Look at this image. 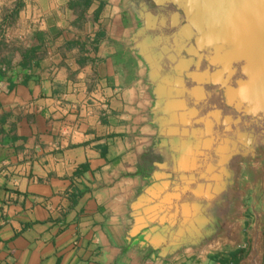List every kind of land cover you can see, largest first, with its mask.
Returning <instances> with one entry per match:
<instances>
[{
    "label": "crops",
    "instance_id": "0c3cea01",
    "mask_svg": "<svg viewBox=\"0 0 264 264\" xmlns=\"http://www.w3.org/2000/svg\"><path fill=\"white\" fill-rule=\"evenodd\" d=\"M139 3L0 0V264H264L237 153L160 125Z\"/></svg>",
    "mask_w": 264,
    "mask_h": 264
},
{
    "label": "water",
    "instance_id": "95a60500",
    "mask_svg": "<svg viewBox=\"0 0 264 264\" xmlns=\"http://www.w3.org/2000/svg\"><path fill=\"white\" fill-rule=\"evenodd\" d=\"M150 1L154 5L151 9L142 3L145 18L136 35L141 37L140 49L150 61L156 80L160 125L168 135L175 137L183 158L187 151L182 145L188 142L182 141V136L189 133L180 127L204 120L198 117L199 113L207 111H202L208 93L204 85L215 86L223 104L250 116V121L264 117V0ZM176 54L184 63L173 66ZM229 66L232 67L230 72ZM237 72L240 76L235 80ZM225 74L231 80L230 85L223 78ZM188 81L194 84L188 86ZM179 100L193 107L183 109ZM208 110L201 135L209 134L214 127V112ZM217 112H222V108H217ZM191 135L196 139L195 130ZM209 144L205 138L203 143L195 145L206 148ZM201 154H205L204 151L198 150L194 158L201 161ZM230 155L225 154L227 157L222 161L226 162ZM195 166L193 170L200 167ZM206 172L198 171L197 175L203 178ZM215 178L219 179L217 173ZM220 189L216 184L215 191Z\"/></svg>",
    "mask_w": 264,
    "mask_h": 264
},
{
    "label": "rangeland",
    "instance_id": "374dc122",
    "mask_svg": "<svg viewBox=\"0 0 264 264\" xmlns=\"http://www.w3.org/2000/svg\"><path fill=\"white\" fill-rule=\"evenodd\" d=\"M12 43L13 42H8L7 45H12ZM175 58L176 59L172 62L173 66H178L184 63L181 60L180 56H178V54H176ZM231 69L232 67L229 66V72ZM223 78L228 81L229 85L231 84V80H228L227 74H225ZM238 79L239 78H235V80ZM176 81L177 80H175L173 83H175ZM212 103H216L218 108L223 107L222 109H224V106L220 105L221 102L218 96L213 92L208 98L207 109L212 107ZM182 105H184V107L182 108H186V110L193 107L192 104L185 105V103L183 102ZM207 111L198 114V117L204 118L203 121L192 123L187 127H180L182 130L186 128L189 133L182 136V141H186V143L188 142L187 145L183 143L184 145H182V147H186L185 150L187 151V153L193 150L189 155H195L198 150L204 149L198 148L195 144L201 142L203 143V140H205V138L208 139L210 144L209 146H206L205 149L209 151V156L208 154H206V152H204L205 154H201V157L209 160L208 162L210 164V167V160H214L215 166L211 167V169L213 168L214 170L217 168V165L221 164L223 162L222 160L227 157L225 156V154L229 155L233 152L237 153L240 149L246 150L245 153H240L239 155L236 154V157L231 160L230 165L231 169L234 171L233 181H236L238 179V190L244 191L246 193L247 197L244 200L245 204L250 206L251 202H253L255 210L257 212H262V214L257 218L256 222H254L253 218L248 228L252 227L249 230L250 242L253 238L254 241L258 244L256 248L257 252L264 255V122L262 121V125H256V123L247 124L246 121H243L242 125L239 126L238 123L240 121V118L238 116L233 117L230 114L226 113V111H224L225 113L222 114V112H217V108H213L211 109V111L214 112V127L211 128L209 134L201 135L206 124L205 118L207 117ZM219 124H221L222 126H218ZM193 130H195V134L197 135L196 139L191 138ZM253 134L256 135L255 139ZM249 146H251V148L247 151V148ZM224 148L226 150L223 152V154H218ZM213 175L215 178V171L213 172ZM252 196L254 200H252ZM251 248L252 243H250L249 250Z\"/></svg>",
    "mask_w": 264,
    "mask_h": 264
},
{
    "label": "flooded vegetation",
    "instance_id": "af4514ba",
    "mask_svg": "<svg viewBox=\"0 0 264 264\" xmlns=\"http://www.w3.org/2000/svg\"><path fill=\"white\" fill-rule=\"evenodd\" d=\"M139 6L141 7V9H142V11H143V13H144V16H143V21H144V18H145V12H146V9H144L143 7H142V3L143 4H148L149 5V8L151 9V8H153L154 7V5L152 4V2L150 1V0H139ZM141 4V5H140ZM239 75V72H237L234 76L235 77H233V78H236L237 76ZM240 76V75H239ZM186 84L188 85V86H191V85H193L194 84V82H192V81H188V82H186ZM205 86V89L206 90H208L209 89V91L210 92H208L207 94H206V98L204 99L205 100V102H204V104L202 105V107L205 109V108H207V103H208V98L211 96V93L213 92V93H215V95H217L218 96V98H219V100H220V102H221V106L223 105L224 106V109H222V114L223 113H225L224 111H226V113H228V114H230L231 116H238L240 119V122L239 123H241V125H242V123H243V121H246L247 122V124H252V123H256V125H262V123L264 122V117H260V118H254L253 119V121H250V116H244L241 112H237L236 110H235V108H233V107H231V106H228V105H226V104H223V102H222V100H221V93H220V91H217L216 90V88H215V86H210V85H204ZM203 100V101H204ZM213 104V103H212ZM215 105H216V103H214ZM223 108V107H222ZM263 121V122H262ZM218 126H222L221 124H219ZM240 126V125H239ZM254 135V134H253ZM255 136L256 135H254V139H255ZM253 142H254V140H253ZM253 144V143H252ZM252 144H251V146H252ZM251 146H249L248 148H247V151L251 148ZM246 152V150H242V149H240L238 152H237V154L239 155L240 153H245ZM235 154H236V152H234ZM234 154V155H235Z\"/></svg>",
    "mask_w": 264,
    "mask_h": 264
},
{
    "label": "bare ground",
    "instance_id": "6f19581e",
    "mask_svg": "<svg viewBox=\"0 0 264 264\" xmlns=\"http://www.w3.org/2000/svg\"><path fill=\"white\" fill-rule=\"evenodd\" d=\"M216 184H217L218 186H220V184H219L218 182H216ZM216 184H215V185H216Z\"/></svg>",
    "mask_w": 264,
    "mask_h": 264
}]
</instances>
